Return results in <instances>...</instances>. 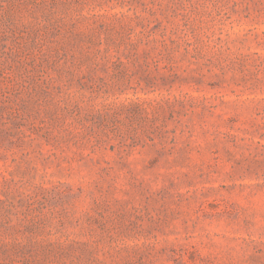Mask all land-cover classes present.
Segmentation results:
<instances>
[{"label":"rangeland","instance_id":"374dc122","mask_svg":"<svg viewBox=\"0 0 264 264\" xmlns=\"http://www.w3.org/2000/svg\"><path fill=\"white\" fill-rule=\"evenodd\" d=\"M0 264H264V0H0Z\"/></svg>","mask_w":264,"mask_h":264}]
</instances>
